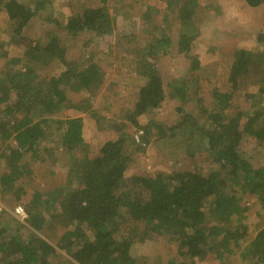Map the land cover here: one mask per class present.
<instances>
[{
    "label": "trees",
    "instance_id": "16d2710c",
    "mask_svg": "<svg viewBox=\"0 0 264 264\" xmlns=\"http://www.w3.org/2000/svg\"><path fill=\"white\" fill-rule=\"evenodd\" d=\"M109 1L100 0L98 6L72 13L62 31L71 36L83 32L102 39L111 36L116 28L107 8ZM138 1L143 2L146 11L142 15L148 20L149 11L157 6H151L152 0ZM177 1L157 0L163 8V3L170 6ZM183 1L177 15L181 26L178 50L187 54L199 34L194 22L198 0ZM243 1L251 8L264 6V0ZM43 5L37 1L28 5L21 0H0V10L6 11L13 25L12 43L24 48L23 58H10L0 43V58L7 67L0 75V170L4 169L0 172V200L10 194L17 203L27 195L25 178L32 175L22 161L27 155L32 161L41 156L44 125L55 112L69 107L64 85L73 77L82 88H91L93 82L66 61L62 38L54 34L42 45L30 36ZM155 41L151 54L164 49L162 55H166L170 39ZM14 64L23 65L21 69H8ZM60 64L66 70L49 79L34 71L35 66L46 70ZM228 82L232 91L250 86L246 97L258 96L264 101V64L254 59L250 49L234 52ZM230 97L231 93L218 96L219 104L226 105ZM165 98L162 79L148 74L127 116L131 129L140 134L144 144H161L169 160L174 151L178 157H193L198 144L206 141L215 169L207 176L192 171L134 174V159L127 151L133 135L121 131L117 138L105 141L97 154L74 159L67 187L47 195L33 194L25 206L30 230L23 232L5 225L0 228V264H138V248L167 229L171 230L170 240L182 264H264V227L243 250L249 228L244 220L251 208L239 206L242 197L251 194L264 211V167L255 168L240 151L245 139L264 145V105L252 115L237 112L228 118L219 110L220 114L209 117L211 128L187 115L175 126L166 127L152 115ZM82 110L90 111V105ZM36 111L38 116H34ZM20 113L22 119L16 117ZM145 118L147 124L142 125ZM83 122L81 117L58 122L64 131L62 146L68 152L83 145ZM56 204L60 212L52 214L51 221L62 218L73 227L70 234L59 239L58 248L37 234L46 224L41 207Z\"/></svg>",
    "mask_w": 264,
    "mask_h": 264
},
{
    "label": "rangeland",
    "instance_id": "374dc122",
    "mask_svg": "<svg viewBox=\"0 0 264 264\" xmlns=\"http://www.w3.org/2000/svg\"><path fill=\"white\" fill-rule=\"evenodd\" d=\"M21 1L28 5L36 1L44 3L37 13V21L30 31V36L42 45H46L54 34L62 38L68 58L73 64L71 66H75L76 70L83 66V61H87L85 59H88L90 52L96 54V50L101 49V52L108 54L110 58L104 65V82L91 86L88 92H84V87L78 82L63 84L68 90L69 107L55 112L44 125L46 137L40 144L41 156L32 161L31 155H27L22 161L32 172L29 178H25L27 195L18 203L14 202L10 194H5V198L0 200V228L5 225L20 228L23 232L30 230L24 217L17 211L18 206L26 213L25 206L36 192L47 195L67 187L66 178L74 159L97 154L105 141L117 138L121 131H130L133 135V139L127 144V151L134 159V174L154 176L172 171H192L207 176L215 169L207 154L206 141L198 144L193 157H178L177 151H174V156L171 155L172 159L169 160L164 156L161 144H144L137 131L131 129L127 116L134 96L148 74H157L163 81L166 98L152 115L155 121L166 127L175 126L187 115L205 128H211V114L214 116L221 112L227 118L237 112L252 115L264 105L263 98L246 97L250 86L246 90L232 91L228 82L234 52L237 49H250L254 59L264 64V6L251 8L243 0H198L194 22L199 34L192 43L191 51L186 54L179 52L177 46L181 31L177 15L183 0L170 6L163 3L165 8L158 6L160 3L157 0H152L151 6L157 8L149 11L148 20L142 15L146 11L143 2L111 0L107 8L115 20L116 29L111 36L103 37L105 39L91 32L71 36L61 29L69 15L98 6L100 0ZM12 27L6 11L0 10V43H3V48L10 58L21 59L24 48L16 47L12 43ZM165 37L174 40V44L165 49L166 55H162L164 49L158 47L160 52L150 57L152 55L146 52L154 50L155 40ZM106 48L109 51H106ZM5 64L6 61L0 58L2 76L7 71ZM153 64L156 67L150 68ZM22 65L14 64L8 69H21ZM34 68L43 79H49L64 71L61 65L49 66L46 70L42 66ZM88 93L92 95L91 99ZM226 93H231L230 101L222 106L218 96ZM13 100L12 98L11 101ZM86 104L90 105L91 113H95L86 111L82 117L84 143L77 150L68 152L62 146L64 131L58 122L79 117V113L83 111L81 108ZM34 113V116L39 114L38 111ZM16 117L22 119L23 115L20 113ZM141 121L142 125L147 124L146 118ZM240 151L241 156L248 159L255 168L264 167V145L254 139H245ZM239 206L251 208L244 220V224L249 226L248 238L246 243L242 244L245 250L258 230L264 227V211L261 210L256 197L251 194H245ZM41 208L46 224L37 234L58 248L59 239L64 234H70L73 227L62 218L51 221L52 214L60 212L57 204L54 207ZM170 237L171 230L167 229L139 247L138 264H182L178 259L176 245L171 242ZM231 264L241 262L232 261Z\"/></svg>",
    "mask_w": 264,
    "mask_h": 264
},
{
    "label": "crops",
    "instance_id": "0c3cea01",
    "mask_svg": "<svg viewBox=\"0 0 264 264\" xmlns=\"http://www.w3.org/2000/svg\"><path fill=\"white\" fill-rule=\"evenodd\" d=\"M138 15H140V14H138ZM165 38H170V37H165ZM170 41H171L170 44H174L173 38H170ZM177 46H178V41H177ZM106 47H108V46H106ZM106 51H109V49L106 48ZM151 52H152V50L147 51L146 53L148 55H152L150 57L155 56V54L154 53L151 54ZM100 54H102V55H100ZM99 55H100V57L98 58ZM65 56H66V61L67 62H71V60L68 58V55H67V48H66V55ZM109 58H110L109 55L108 54H104L103 52H101V49L100 50H96V54L90 52V54L88 56V59H85L87 61L86 62L83 61V64H82L83 66H81L80 69L77 68L78 72H83L84 75H87V76L93 78V82L91 83L92 86L93 85H99V84L104 82L105 74H106L104 65L106 64V60H108ZM60 65L62 66V64H60ZM155 67H156V65H154V64L152 66H150V68H155ZM65 70H66V67H64V71ZM62 73H60V74H62ZM94 73H96V74H94ZM71 81L76 82V77H73L71 79ZM80 84H82V83L79 82V85ZM65 88H66V86H65ZM89 90H90V87L89 88H84V92H88ZM66 91L68 92V90H66ZM88 94L90 95V99H91L92 95L90 93H88ZM80 113H79V115H80L79 117L82 118L83 115H85L86 111H81ZM74 118H77V117H74Z\"/></svg>",
    "mask_w": 264,
    "mask_h": 264
},
{
    "label": "built area",
    "instance_id": "2783aa9c",
    "mask_svg": "<svg viewBox=\"0 0 264 264\" xmlns=\"http://www.w3.org/2000/svg\"><path fill=\"white\" fill-rule=\"evenodd\" d=\"M138 135H140V134H138ZM138 135L136 136V139L139 142ZM17 211L22 217H24V219H26V215H25L26 213H24L25 211L23 210V208L21 206H18Z\"/></svg>",
    "mask_w": 264,
    "mask_h": 264
}]
</instances>
